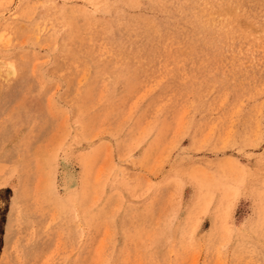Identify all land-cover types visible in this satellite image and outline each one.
<instances>
[{"label": "rangeland", "instance_id": "rangeland-1", "mask_svg": "<svg viewBox=\"0 0 264 264\" xmlns=\"http://www.w3.org/2000/svg\"><path fill=\"white\" fill-rule=\"evenodd\" d=\"M0 264H264V0H0Z\"/></svg>", "mask_w": 264, "mask_h": 264}, {"label": "bare ground", "instance_id": "bare-ground-1", "mask_svg": "<svg viewBox=\"0 0 264 264\" xmlns=\"http://www.w3.org/2000/svg\"><path fill=\"white\" fill-rule=\"evenodd\" d=\"M11 69H12V70H14V67H13V66H11Z\"/></svg>", "mask_w": 264, "mask_h": 264}]
</instances>
